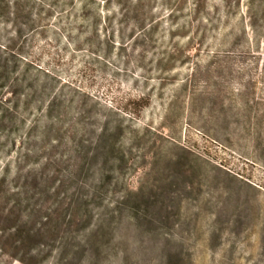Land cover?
<instances>
[{
	"label": "rangeland",
	"instance_id": "obj_1",
	"mask_svg": "<svg viewBox=\"0 0 264 264\" xmlns=\"http://www.w3.org/2000/svg\"><path fill=\"white\" fill-rule=\"evenodd\" d=\"M0 264H264V0H0Z\"/></svg>",
	"mask_w": 264,
	"mask_h": 264
},
{
	"label": "trees",
	"instance_id": "obj_2",
	"mask_svg": "<svg viewBox=\"0 0 264 264\" xmlns=\"http://www.w3.org/2000/svg\"><path fill=\"white\" fill-rule=\"evenodd\" d=\"M21 247H24V246L22 245ZM21 247H15V246H14L13 249L16 250V251H18V250H21V249H22ZM22 250H23V249H22ZM27 250H28V248H27ZM23 251H26V248H25V247H24V250H23ZM12 258H13V259H16V258H14V256H12Z\"/></svg>",
	"mask_w": 264,
	"mask_h": 264
}]
</instances>
